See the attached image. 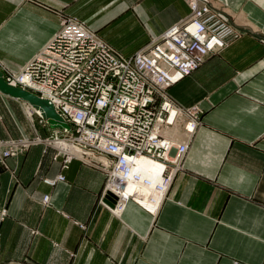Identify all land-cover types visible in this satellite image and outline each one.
<instances>
[{"label":"crops","instance_id":"crops-1","mask_svg":"<svg viewBox=\"0 0 264 264\" xmlns=\"http://www.w3.org/2000/svg\"><path fill=\"white\" fill-rule=\"evenodd\" d=\"M208 1L234 36L168 88L201 122L179 136L188 149L159 207L115 214L99 201L105 173L46 143L0 154V264H264V0ZM189 12L186 0H0V70L19 71L60 17L128 56ZM28 106L0 91V141L60 130Z\"/></svg>","mask_w":264,"mask_h":264},{"label":"built area","instance_id":"built-area-1","mask_svg":"<svg viewBox=\"0 0 264 264\" xmlns=\"http://www.w3.org/2000/svg\"><path fill=\"white\" fill-rule=\"evenodd\" d=\"M186 1L190 9L187 17L129 56L120 54L81 22L63 20L46 45L4 79L49 101L69 126L47 139L0 141V154L15 157L31 144L46 143L63 154L66 162L78 158L101 169L106 181L100 202L115 214L129 201L142 205L137 191L126 192L129 182L140 174L134 171L136 159L160 161L162 168L154 175L160 179H144L153 183L151 191L155 193L148 195L149 199L154 201L159 193L160 200L153 209L142 206L155 211L188 149L187 139H174L165 133V127L181 125L189 137L201 122V110L175 105L168 88L234 36L228 18L212 9L208 0ZM174 71L173 77L170 73ZM171 107L178 109L172 118ZM61 140L83 151L84 157L50 143ZM152 171L145 173L154 177ZM63 179L58 175L44 181L54 184ZM48 200V195L42 197L44 204Z\"/></svg>","mask_w":264,"mask_h":264},{"label":"bare ground","instance_id":"bare-ground-1","mask_svg":"<svg viewBox=\"0 0 264 264\" xmlns=\"http://www.w3.org/2000/svg\"><path fill=\"white\" fill-rule=\"evenodd\" d=\"M175 73H176L175 71L171 72L170 75L174 77ZM175 109L178 111V109L175 108V107H171L169 109L170 113H171L170 118L174 117ZM33 113H36L37 115H41V116L43 115L41 110H38V109L35 110V108H33L31 106H28L27 107L28 116L31 117ZM188 127L189 128L191 127L190 124H188ZM165 133L170 135V136H172L174 139H179V136L182 133H184V135L187 134V132L184 130V128L179 127L178 125H172L171 127H169V126L165 127ZM55 144L57 145V147H61L63 149L72 151V153L75 154L78 157H81V156L84 157L83 151H81L80 149H78L76 147H73L72 145H70L66 141H63V140L57 141V142H55ZM88 156H89V158L92 157L90 154H88ZM98 159H100V158H98ZM101 159H104V158H101ZM161 168H162V166L160 164V161L149 160V159H147L145 157L137 158L136 161H135L134 171L135 172H139L140 174H138V178H137L136 181H134V180L130 181L129 185L126 187V192L127 193H131L133 191H135V192L137 191V193L140 194L141 197L137 196L136 198L139 200V202L141 204H143L145 207L150 208V209H153V208H155L158 205V202H159L160 198H159V193H156L154 201H151L149 199L148 195H152V194L155 193V192L151 191L152 190L151 187H152L153 183L151 182V184H147V183L144 182V179H146V178L157 179V180L160 179V176L156 177L154 175ZM147 169L153 170L152 171V175L154 177H150V176H148L147 173H145V171ZM128 176L130 178H135L134 175L132 176V173H129ZM143 192H146L147 195H144Z\"/></svg>","mask_w":264,"mask_h":264},{"label":"water","instance_id":"water-1","mask_svg":"<svg viewBox=\"0 0 264 264\" xmlns=\"http://www.w3.org/2000/svg\"><path fill=\"white\" fill-rule=\"evenodd\" d=\"M0 91L11 96L20 98L27 101L30 105L42 111V114L46 118L62 121L59 115L56 113L53 105L44 98L37 97L33 93L7 83L3 77V72L0 70Z\"/></svg>","mask_w":264,"mask_h":264},{"label":"rangeland","instance_id":"rangeland-1","mask_svg":"<svg viewBox=\"0 0 264 264\" xmlns=\"http://www.w3.org/2000/svg\"><path fill=\"white\" fill-rule=\"evenodd\" d=\"M63 20H72V21H79V22H81L82 24H84L86 27H88L84 22H82V21H80V20H78L76 17H60V23H59V28H60V26H61V23L63 22ZM181 20V19H180ZM88 29H90L89 27H88ZM59 30V29H58ZM57 30V31H58ZM92 32H94L96 35H98L94 30H92V29H90ZM163 33V32H162ZM161 34V33H160ZM159 34V35H160ZM158 35H156V36H152L151 37V39L144 45V46H142V47H140L139 49H141V48H144V47H147L148 45H149V43H151L152 42V40H153V38L154 37H157ZM100 37V36H99ZM101 38V37H100ZM102 39V38H101ZM103 40V39H102ZM104 41V40H103ZM108 44V43H107ZM108 45H110V44H108ZM112 48H114L112 45H110ZM116 51H118L116 48H114ZM139 49H137L136 51H138ZM41 50V49H40ZM136 51H134V53L136 52ZM120 54H122L120 51H118ZM122 55H124V54H122ZM124 56H126V55H124ZM129 56V55H128ZM203 63V62H202ZM201 63V64H202ZM200 64V65H201ZM199 65V66H200ZM198 66V67H199ZM36 110V109H35ZM58 126H63V125H66V126H69L67 123H63V122H56V121H54ZM179 127H180V125H179ZM47 138H50V137H46V138H44V139H47ZM104 172V171H103ZM106 175V174H105ZM144 193V195H147L146 194V192H143ZM106 200L108 201V202H110V205H113L114 204V201L112 200V199H110L109 197H106ZM100 201V200H99ZM100 204H102L101 202H100ZM109 204V203H108Z\"/></svg>","mask_w":264,"mask_h":264}]
</instances>
